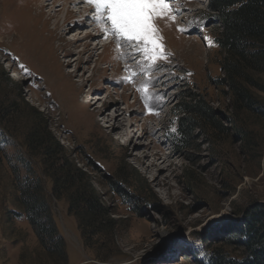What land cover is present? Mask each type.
<instances>
[{
    "label": "rangeland",
    "instance_id": "374dc122",
    "mask_svg": "<svg viewBox=\"0 0 264 264\" xmlns=\"http://www.w3.org/2000/svg\"><path fill=\"white\" fill-rule=\"evenodd\" d=\"M91 4L90 17L61 21L58 36L46 40L54 19L42 33L30 21L38 10L31 2L0 0V264H54L25 218L9 216L19 210L13 179L27 174L26 165L45 182L69 264H202L213 249L238 258L235 226L248 207L264 203V117L238 110L219 83L221 25L208 0H171L157 14L164 58L145 53L143 43H118L110 23L98 22L107 13ZM255 77L251 90L264 107V74ZM195 97L224 130L197 116L205 129L178 142V120L188 116L179 110ZM33 109L115 220L99 253L85 246L66 198L53 196L41 157L25 145Z\"/></svg>",
    "mask_w": 264,
    "mask_h": 264
},
{
    "label": "trees",
    "instance_id": "16d2710c",
    "mask_svg": "<svg viewBox=\"0 0 264 264\" xmlns=\"http://www.w3.org/2000/svg\"><path fill=\"white\" fill-rule=\"evenodd\" d=\"M208 8L221 25L215 37L223 54L220 65L224 77L219 83L229 88L238 110L264 117V107L259 106L251 90L259 86L255 76L264 74V0H208ZM179 111L188 116L178 120L175 133L178 142L186 143L196 128L205 129L207 123L197 116L224 130L213 109L200 97H195L194 103ZM26 115L33 120L25 135L28 151L41 157L43 174L52 179L53 196L66 198L68 212L76 217L85 246L99 253V242L112 235L115 228L109 207L88 174L70 158L48 125L39 119V113L33 109ZM26 167L25 176L12 168L16 172L13 196L19 210L12 211L9 216L25 218L44 254L54 264H69L65 238L53 218L45 182L42 176L36 175L28 165ZM234 231L232 244L241 250L240 256L234 258L224 249H213L202 264H264V203L248 207Z\"/></svg>",
    "mask_w": 264,
    "mask_h": 264
},
{
    "label": "snow or ice",
    "instance_id": "6c2138e0",
    "mask_svg": "<svg viewBox=\"0 0 264 264\" xmlns=\"http://www.w3.org/2000/svg\"><path fill=\"white\" fill-rule=\"evenodd\" d=\"M87 2L95 4L97 11L102 9L107 13L106 19L98 22L110 23L109 30L117 37L118 43L121 40L130 45L143 43L144 52L154 58L167 56L166 52L158 51L163 47V38L157 36L158 29L154 26V19L158 13L169 8L171 0H87ZM176 14L180 13L177 12ZM178 30L183 31L182 29ZM157 39L161 43L158 44ZM136 54L138 53H133V55ZM148 70L163 71V66L150 65ZM147 83L152 82L148 81ZM161 110L155 108L157 114ZM170 130L176 131L174 127Z\"/></svg>",
    "mask_w": 264,
    "mask_h": 264
},
{
    "label": "bare ground",
    "instance_id": "6f19581e",
    "mask_svg": "<svg viewBox=\"0 0 264 264\" xmlns=\"http://www.w3.org/2000/svg\"><path fill=\"white\" fill-rule=\"evenodd\" d=\"M31 2L30 9L36 10L32 15L28 14L30 17V21H38L41 24V31H49V23L54 19V26L51 28V34L48 37L42 35L46 40H50L51 38L55 39L58 36V30L61 28V21H69L70 19H75L77 22H83L89 15L90 11H92V4L87 2V0H26ZM32 1H36V3H32ZM23 2V1H22ZM21 6V5H20ZM50 8L49 12L46 11L47 8ZM79 7V9H77ZM82 8L84 11H82ZM66 11V14L63 17H59V13L61 11ZM100 13V11H98ZM27 15V16H28ZM90 17V16H89ZM29 21V20H28ZM95 24L92 23V27ZM96 30V29H94ZM61 31V30H60ZM96 32V31H95ZM97 33V32H96ZM60 34V32H59ZM63 36L61 35L60 38ZM117 39V37H115ZM126 44L125 41L122 42ZM182 41L180 42V44ZM183 47V44L180 45ZM97 47H95L96 49ZM171 50L173 48L170 47ZM88 97V96H87Z\"/></svg>",
    "mask_w": 264,
    "mask_h": 264
}]
</instances>
